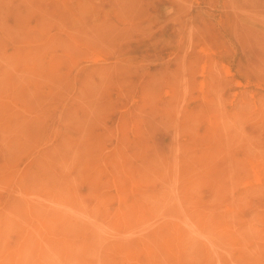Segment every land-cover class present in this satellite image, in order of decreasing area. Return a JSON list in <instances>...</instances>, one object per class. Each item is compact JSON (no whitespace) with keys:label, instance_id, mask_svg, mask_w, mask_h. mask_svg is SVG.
<instances>
[{"label":"rangeland","instance_id":"374dc122","mask_svg":"<svg viewBox=\"0 0 264 264\" xmlns=\"http://www.w3.org/2000/svg\"><path fill=\"white\" fill-rule=\"evenodd\" d=\"M263 36L264 0H0V264H264Z\"/></svg>","mask_w":264,"mask_h":264},{"label":"bare ground","instance_id":"6f19581e","mask_svg":"<svg viewBox=\"0 0 264 264\" xmlns=\"http://www.w3.org/2000/svg\"><path fill=\"white\" fill-rule=\"evenodd\" d=\"M227 20H228V19H227ZM14 22H15V21H14ZM233 22H234V21H233ZM219 23H220V22H219ZM236 23H237V22H236ZM225 24H226V23H225ZM234 24H235V23H234ZM209 25H210V23H209ZM235 25H236V24H235ZM238 25H239V24H238ZM225 27H226V25H225ZM230 27H231V26H230ZM237 27H238V26H237ZM213 28H214V27H213ZM240 28H242V27H240ZM209 29H210V28H209ZM211 29H212V28H211ZM211 29H210V30H211ZM221 29H222V28H221ZM232 29H233V28H232ZM235 29H236V28H235ZM237 29H238V28H237ZM245 30H247V29H245ZM227 31H228V30H227ZM239 31H240V30H239ZM211 32H212V31H211ZM242 32H243V31H242ZM247 32H248V31H247ZM252 32H253V31H251V32H249V33H252ZM204 34H205V33H204ZM208 34H209V33H208ZM237 34H238V33H237ZM244 34H245V33H244ZM254 34H255V33H254ZM213 35H214V34H213ZM247 35L250 36V34H247ZM206 36H207V35H206ZM208 36H209V35H208ZM229 36H230V34H229ZM249 36H248V38H249ZM258 36H259V35H258ZM200 37H201V36H200ZM213 37H215V36H213ZM234 37H237V36L234 35ZM238 37H239V36H238ZM240 37H242V36H240ZM259 37H260V36H259ZM263 37H264V36H263ZM203 38H205V37H203ZM209 38H210V37H209ZM211 38H212V36H211ZM211 38H210V39H211ZM221 38H222V37H221ZM244 38H245V36H244ZM248 38H245V40L248 39ZM250 38H251V37H250ZM257 38H258V37H257ZM257 38H256V39H257ZM188 39H189V38H188ZM215 40H216V38H215ZM211 41H212V40H211ZM255 41H256V40H255ZM257 41H258V39H257ZM204 42H205V41H204ZM225 42H226V41H225ZM236 42H238V41H236ZM244 42H245V41H244ZM261 42H262V41H261ZM212 43H213V41H212ZM212 43H211V44H212ZM214 43H215V41H214ZM217 43H218V42H217ZM221 43H222V42H221ZM246 43H247V42H246ZM246 43H245V44H246ZM251 43H252V41H251ZM256 43H257V42H256ZM242 44H243V43L241 42V43H240V46H242ZM254 44H255V43H254ZM219 45H220V44H219ZM226 45H227V43H226ZM243 45H244V44H243ZM217 46H218V44H217ZM223 46H224V45H223ZM248 46H249V45H248ZM251 46H252V45H251ZM253 46L255 47V45H253ZM262 46H263V45H262ZM202 47H203V46H202ZM205 47H206V46H205ZM205 47H204V48H205ZM225 47H226V46H225ZM225 47H223V48H225ZM243 47H245V46H243ZM198 48H199V47H198ZM207 48H208V46L206 47V49H207ZM227 48H228V47H227ZM261 48H262V47H261ZM196 49H197V48H196ZM206 49H204V50H206ZM218 49H219V48H218ZM225 49H226V48H225ZM256 49H257V48H256ZM204 50H203V51H204ZM214 50H215V49H214ZM210 51H211V50H210ZM223 51H224V50H223ZM227 51H228V49H227ZM253 51H256V50H253ZM257 51H258V50H257ZM207 52H208V51H207ZM215 52H216V51H215ZM224 52H225V51H224ZM201 53H202V50H201ZM204 53H205V52H204ZM218 53H219V52H218ZM221 53H222V52H221ZM253 53H254V52H253ZM255 53H257V52H255ZM198 54H199V53H198ZM212 54H213V52H212ZM214 54H215V53H214ZM223 54H224V53H223ZM230 54H231V53H230ZM257 54H258V53H257ZM200 55H201V54H200ZM207 55H208V54H207ZM204 56H205V55H204ZM209 56H210V55H209ZM223 56H224V55H223ZM198 58H199V57H198ZM216 58H217V57H216ZM218 58H219V57H218ZM196 59H197V58H196ZM202 60H203V58H202ZM219 60H220V59H219ZM257 60H258V57H257ZM207 61H208V59H207ZM209 61H210V60H209ZM211 61H212V60H211ZM213 61H214V60H213ZM220 61H221V60H220ZM259 61H263V60L261 59V60H259ZM203 62L205 63V61H203ZM206 63H207V62H206ZM211 63H212V62H211ZM195 64H196V63H195ZM197 64H199V63H197ZM200 64H201V63H200ZM211 65H212V64H211ZM213 65H214V64H213ZM196 66L199 67L198 65H196ZM204 66H205V64H204ZM204 66H203V67H204ZM223 66H224V65H223ZM223 66H222V67H223ZM215 67H216V66H215ZM201 68H202V67H201ZM205 68H206V67H205ZM205 68H203V69H205ZM211 68H212V66H211ZM203 69H202V70H203ZM212 69H213V68H212ZM212 69H211V70H212ZM218 69H219V67H218ZM223 69H224V68H223ZM223 69H222V71H223ZM200 70H201V69H200ZM201 73H202V72H201ZM223 73H224V71H223ZM214 81H215V80H214ZM206 82H207V81H206ZM211 82H212V81H211ZM184 83H185V82H184ZM200 83H201V82H200ZM204 83H205V82H204ZM216 83H217V82H216ZM18 84H19V83H18ZM192 84H193V83H192ZM211 84H212V83H211ZM213 84H214V83H213ZM204 85H205V84H204ZM211 86H212V85H211ZM211 86H210V87H211ZM214 86H215V85H214ZM200 87H201V89H202L203 85L200 86ZM200 87H199V88H200ZM210 87H209V88H210ZM6 90H7V89H6ZM197 90H198V89H197ZM202 91H203V90H200V93H199V94H203V93H201ZM142 98H143V97H142ZM148 98H150V96H149ZM140 100H141V99H139L138 101H140ZM149 100H150V99H149ZM202 100H203V99H202ZM138 101H137V102H138ZM204 101H205V100H204ZM146 102H147V101H146ZM215 102H216V101H215ZM215 102H214V103H215ZM135 104H136V102H135ZM141 104H142V103H141ZM141 104H139L140 107L142 106ZM209 104H210V103H209ZM212 104H213V103H212ZM129 105H130V104H129ZM166 105H168V104H166ZM130 106H131V105H130ZM204 106H205V105H204ZM254 106H255V105H254ZM260 106H261V105H260ZM260 106H259L258 109H260ZM133 107H134V106H133ZM153 107H154V106H153ZM156 107H157V106H156ZM163 107L165 108V106H163ZM126 108H127V107H126ZM170 108H171V106L169 107V109H170ZM172 108H173V106H172ZM172 108H171V109H172ZM204 108H205V107H204ZM211 108H212V107H211ZM146 109H147V108H146ZM150 109H151V108H150ZM155 109H156V108H155ZM173 109H174V108H173ZM173 109H172V110H173ZM151 110H153V109H151ZM151 110H150V111H151ZM164 110H165V109H164ZM175 110H176V108H175ZM175 110H174V111H175ZM145 111H146V110H145ZM207 111H208V109H207ZM172 112H173V111H172ZM131 113H133V112L131 111ZM131 113H130V115H131ZM137 114H140V113H137ZM88 116H89V115H88ZM131 116H132V115H131ZM133 116H134V115H133ZM208 116H209V115H208ZM124 118H125V117H124ZM118 119H119V118H118ZM128 119H129V118H128ZM128 119H127V120H128ZM131 119H132V118H131ZM134 119H135V118H134ZM134 119H132V120H134ZM138 119H140V117H139ZM138 119L136 118V120H138ZM142 119H143V118H141V120H142ZM119 120H121V119H119ZM136 120H135V121H136ZM117 121H118V120H117ZM124 121H125V120H124ZM143 121H144V120H143ZM222 121H223V120H222ZM137 122H139V120H138ZM137 122H136V123H137ZM140 122H142V121H140ZM116 123H117V122H116ZM134 123H135V122H134ZM136 123H135V126H136ZM209 123H210V122H209ZM122 124H123V125H122ZM211 124H212V123H211ZM121 125H122V127H120V128H127V127H128V126L125 127V126H124V122L122 123V121H121ZM209 125H210V124H209ZM119 126H120V125H119ZM123 126H124V127H123ZM115 127H117V126H115ZM134 128H135V127H134ZM138 128H139V127H138ZM213 128H214V127H213ZM127 129H128V128H127ZM210 129L212 130V127H211ZM113 131H114V130H113ZM116 131H117V129H116ZM124 131H125V130H124ZM212 131H213V130H212ZM212 131H211V132H212ZM214 131H215V130H214ZM111 132H112V131H111ZM122 132H123V131H122ZM123 133H124V132H123ZM135 133H136V132H134V134H135ZM138 133H139V132H138ZM138 133H137V135H138ZM212 133H213V132H212ZM212 133H211V134H212ZM82 134H83V133H82ZM203 134H204V136H205V133H203ZM120 135L123 137L122 134H120ZM139 135H140V134H139ZM199 135H200V134H199ZM208 135H209V134H208ZM208 135H207V136H208ZM135 136H136V134H135ZM141 136H142V135H141ZM202 136H203V135H202ZM209 136H210V135H209ZM128 137H129V136H128ZM138 137H139V136H138ZM138 137H137V138H138ZM119 138H120V137H119ZM125 138H126V137H124V139H125ZM198 138H199V137H198ZM201 138H203V137H201ZM219 138H221V137H219ZM126 139H127V138H126ZM139 139H140V138H139ZM144 139H145V137H144ZM203 139H204V138H203ZM217 139H218V138H217ZM141 140H142V139H141ZM196 140H197V139H196ZM212 140H213V139H212ZM138 141H139V140H138ZM142 141H143V140H142ZM201 141H202V140H201ZM204 141H205V140H204ZM220 141H222V140H220ZM220 141H219V142H220ZM122 142H123V141H122ZM128 142H129V140H128ZM143 142H145V141H143ZM212 142H213V141H212ZM203 143H204V142H203ZM136 144H137V142H136ZM213 144H214V143H213ZM119 145H121V143H120ZM126 145H127V144H126ZM126 145H125V146H126ZM201 145H202V144H201ZM211 145H212V144H211ZM41 146H42V145H41ZM41 146H40V147H41ZM123 146H124V145H123ZM138 146H139V144L137 145V147H138ZM129 147H130V146H129ZM129 147H127V148H129ZM134 147H135V146H134ZM141 147H142V146H141ZM195 147H196V146H195ZM200 147H202V146H200ZM209 147H210V146H209ZM216 147H217V145H216ZM124 148H125V147H124ZM124 148H122V150H123ZM116 149H117V148H116ZM116 149H115V150H116ZM194 149H195V148H194ZM203 149H204V148H203ZM215 149H216V148H215ZM117 150H118V149H117ZM128 150H130V149H128ZM143 150H144V149H143ZM146 150H148V149L146 148ZM200 150H201V149H200ZM205 150H206V149H205ZM208 150H209V149H208ZM130 151H132V150H130ZM194 151H195V150H194ZM209 151H211V149H210ZM124 152H125V151H124ZM199 152H200V151H199ZM205 152H206V151H205ZM205 152H203V154H204ZM215 152H216V151H215ZM215 152H214V153H215ZM110 153H111V152H110ZM110 153H109V155H110ZM206 153H208V152H206ZM209 153H210V152H209ZM114 154H115V153H114ZM217 154H218V153H217ZM104 155H105V154H104ZM127 155H128V154H127ZM130 155H131V154H130ZM195 155L198 156L196 153H195ZM200 155H201V154H200ZM209 155H210V154H209ZM212 155L214 156L213 153H212ZM113 156H114V155H113ZM202 156H203V155H202ZM207 156H208V155H207ZM213 156L210 155V158H209V156H208V158L211 160V159H212L211 157H213ZM215 156H216V153H215ZM105 157H106V156H105ZM119 157L121 158L120 155H119ZM148 157H149V156H148ZM204 157H206V156H204ZM204 157H203V158H204ZM217 157H218V156H217ZM115 158H118V157L115 156ZM206 158H207V157H206ZM206 158H205V159H206ZM213 158H214V157H213ZM108 159H109V158H108ZM108 159H107V160H108ZM113 159H114V158H112V160H113ZM145 159H146V158H145ZM196 159H197V157H196ZM110 160H111V159H110ZM126 160H127V159H126ZM202 160H204V159H202ZM202 160H201V161H202ZM206 160H207V159H206ZM119 161H120V160H119ZM122 161H123V158H122ZM201 161H200V162H201ZM211 161H212V160H211ZM216 161H217V160H216ZM106 162H107V161H106ZM106 162H104V163H106ZM202 162H203V161H202ZM202 162H201V164H202ZM212 162H213V161H212ZM124 163H125V162H124ZM124 163H123V164H124ZM205 163H206V162L204 161V164H205ZM210 163H211V162H210ZM204 164H203V165H204ZM212 164H213V163H212ZM103 165H104V164H103ZM107 165H108V164H107ZM107 165H106V166H107ZM117 165H118V164H117ZM124 165H125V164H124ZM203 165H202V167H203ZM209 165H210V164H209ZM209 165H208V166H209ZM118 166H119V165H118ZM128 166H129V164H128ZM215 166H216V165H215ZM107 167H108V166H107ZM199 167H200V166H199ZM202 167H201V168H202ZM103 168H104V167H103ZM108 168H109V167H108ZM118 168H119V167H118ZM201 168H200V169H201ZM210 168H211V167H210ZM204 169H205V168H204ZM105 170H106V169H105ZM121 170H122V168H121ZM126 170H127V169H126ZM202 170H203V169H202ZM207 170H208V169H207ZM207 170H206V171H207ZM212 171H213V170H212ZM127 172H128V171H127ZM198 173H200V171H198ZM204 173H206V172L204 171ZM207 173H208V172H207ZM122 174H123V173H122ZM205 175H206V174H205ZM131 176H132V173H131ZM131 176H130V177H131ZM112 177H113V176H112ZM202 177H203V176H202ZM131 178H132V177H131ZM125 179H126V178H125ZM132 179H133V178H132ZM127 180H128V178H127ZM133 180H134V179H133ZM133 182H134V181H133ZM119 183H120V181H119ZM121 183H122V182H121ZM136 184H137V183H136ZM135 186H136V185H135ZM159 187H160V186H159ZM131 188H132V186H131ZM124 189H125V188H124ZM130 190H131V189H130ZM135 190H136V189H135ZM257 192H258V191H257ZM50 211H51V210H50ZM128 211H129V210H128ZM95 212H96V211H95ZM55 216H56V215H55ZM77 220H78V219H77ZM78 222H79V221H78ZM67 223H68V222H67ZM69 225H70V224H69ZM69 228H70V227H69ZM10 231H11V230H10ZM26 233H27V232H26ZM249 233H250V232H249ZM36 236H37V235H36ZM97 240H98V239H97ZM101 240H102V239H101ZM98 241H99V240H98ZM68 244H69V243H68ZM44 245H45V244H44ZM99 245H100V244H99ZM78 248H79V247H78ZM48 251H49V250H48ZM92 251H93V250H92ZM95 251H96V250H95ZM14 252H15V251H14ZM53 252H54V251H53ZM86 254H87V253H86ZM50 255H51V254H50ZM28 256H29V255H28ZM94 256H95V255H94ZM47 258H48V257H47ZM22 259H23V258H22ZM27 260H28V259H27ZM25 261H26V260H25ZM25 261H24V262H25ZM255 261H256V260H255ZM75 264H76V263H75ZM243 264H244V263H243Z\"/></svg>","mask_w":264,"mask_h":264}]
</instances>
